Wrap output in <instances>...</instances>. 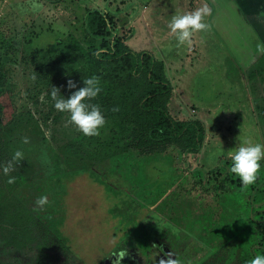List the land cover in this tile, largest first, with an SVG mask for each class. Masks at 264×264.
Segmentation results:
<instances>
[{"label": "rangeland", "instance_id": "374dc122", "mask_svg": "<svg viewBox=\"0 0 264 264\" xmlns=\"http://www.w3.org/2000/svg\"><path fill=\"white\" fill-rule=\"evenodd\" d=\"M147 1L0 0V264H112L117 248L121 264H246L264 253V160L244 187L225 155L243 139L264 143V68L250 73L215 31L178 44L176 13L163 4L141 13ZM92 9L108 14L103 40L164 61L169 113L205 129L199 153L137 149L109 120L85 136L53 107L45 57L100 48L85 32Z\"/></svg>", "mask_w": 264, "mask_h": 264}, {"label": "trees", "instance_id": "16d2710c", "mask_svg": "<svg viewBox=\"0 0 264 264\" xmlns=\"http://www.w3.org/2000/svg\"><path fill=\"white\" fill-rule=\"evenodd\" d=\"M46 1L59 3L62 0ZM109 21L108 14L99 9L86 13L85 32L93 43L105 36ZM99 47L89 55L74 48L59 60L46 55L47 72L56 78L52 85L67 97L74 90L66 87L68 79L81 87L83 79L94 74L100 79L101 92L92 103L101 107L106 121L109 120L121 136L134 137L137 149L149 152L156 147L176 145L184 154L199 153L205 129L199 120L177 121L169 113L167 104L173 87L166 76L164 61L151 51L132 50L125 39L115 42L102 39ZM2 91L0 85V99ZM113 107L118 110L112 111ZM222 175L220 172L216 178ZM260 231L264 235V226ZM1 246L0 253L4 248Z\"/></svg>", "mask_w": 264, "mask_h": 264}, {"label": "clouds", "instance_id": "9594fccd", "mask_svg": "<svg viewBox=\"0 0 264 264\" xmlns=\"http://www.w3.org/2000/svg\"><path fill=\"white\" fill-rule=\"evenodd\" d=\"M210 9L204 6L194 9L191 12L177 13L169 21V29L175 35L178 44H190L192 35L199 30H207L208 25L203 22V16L209 14ZM66 87L70 94L65 97L60 93L59 88L50 87L48 95L53 107L61 113H67L68 121L73 124L78 131L85 136H97L106 124L105 115L98 104L92 103L93 98L101 92L100 79L96 75H90L83 79V86L77 87L72 79H68ZM113 107L112 111H117ZM27 143V137L24 138ZM225 155L230 160L228 171L240 180L242 186L247 187L253 184L262 170L261 161L264 160V143L253 142L243 139L236 143L235 147L225 151ZM23 153L19 149L12 154V161L20 162ZM11 168V163L3 168L7 174ZM14 177H9L8 182H13ZM50 202L46 195H40L35 204L43 209ZM115 256L112 264H121L122 258L126 255V250L117 248L109 256ZM161 264H178L174 259H167ZM247 264H264V253L254 255Z\"/></svg>", "mask_w": 264, "mask_h": 264}, {"label": "crops", "instance_id": "0c3cea01", "mask_svg": "<svg viewBox=\"0 0 264 264\" xmlns=\"http://www.w3.org/2000/svg\"><path fill=\"white\" fill-rule=\"evenodd\" d=\"M149 4L151 12L156 4H163V8L172 9L176 14L191 12L206 4L210 12L203 16V22L211 31L199 30L191 41L198 39L202 43L215 31L222 42L231 46L241 65L250 67V73L264 68V0H150L141 13L148 10ZM169 38L176 39L174 34ZM169 52L173 56L174 51Z\"/></svg>", "mask_w": 264, "mask_h": 264}]
</instances>
